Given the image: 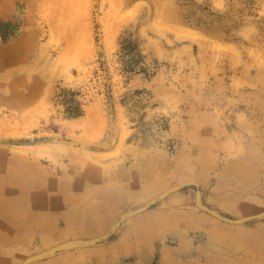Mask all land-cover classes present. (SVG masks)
Returning <instances> with one entry per match:
<instances>
[{
  "label": "rangeland",
  "instance_id": "obj_1",
  "mask_svg": "<svg viewBox=\"0 0 264 264\" xmlns=\"http://www.w3.org/2000/svg\"><path fill=\"white\" fill-rule=\"evenodd\" d=\"M11 165L58 186L107 183L118 201L131 180L154 186L99 230L60 222L61 246L83 240L75 264H102L87 253L101 246L161 264L165 248L206 243L205 218L264 231V0H0V171ZM160 208L200 220L182 241L126 236Z\"/></svg>",
  "mask_w": 264,
  "mask_h": 264
},
{
  "label": "bare ground",
  "instance_id": "obj_2",
  "mask_svg": "<svg viewBox=\"0 0 264 264\" xmlns=\"http://www.w3.org/2000/svg\"><path fill=\"white\" fill-rule=\"evenodd\" d=\"M239 173L248 177L250 168L241 165ZM135 181L128 182L132 183L129 190L122 192V187L116 188L120 198L118 201L119 199H113L109 187H106L107 183L79 181L58 186L56 181L46 179L43 169L39 167L36 173L17 166H12L9 173L0 171V190L3 193L0 197V244L3 250H0V264H16L22 257L20 264H75L71 255L76 253L73 251L75 248L83 246V240L71 237L74 240L61 246L53 238L56 231H59V223L75 226L76 231L99 230L113 215L118 202L154 190L153 185L146 183L139 192H135ZM157 183L159 181L155 184ZM226 197L229 200L225 204L232 209L249 208L252 203L241 198L238 201L233 195ZM198 201L203 204V208L215 213L212 215L224 218L222 214L205 205L201 196ZM160 209L156 215L146 214L133 219L128 224L126 236H136L148 244L155 233L161 232L164 235L168 231L182 241L185 222L188 219L200 220L196 214L187 218L192 213L185 211L176 214L173 220L167 222L170 218L167 217L169 210ZM203 220H211L206 231V243L189 253H186L188 248L183 242L178 248H165L161 264H264V231L261 228L251 230L238 226H222L214 219ZM87 253L98 258L102 264H122L117 261L122 252L116 249L93 247ZM183 257H188L189 260L183 262Z\"/></svg>",
  "mask_w": 264,
  "mask_h": 264
}]
</instances>
